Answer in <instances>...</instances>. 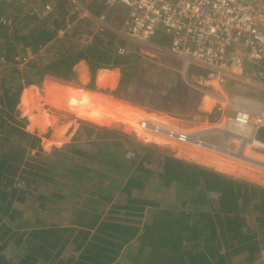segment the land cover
<instances>
[{
  "label": "trees",
  "instance_id": "1",
  "mask_svg": "<svg viewBox=\"0 0 264 264\" xmlns=\"http://www.w3.org/2000/svg\"><path fill=\"white\" fill-rule=\"evenodd\" d=\"M54 13L26 32L0 34V213L6 233L22 229L12 231V238L17 235V253L12 259L0 253V264H264V174H227L223 171L227 166L212 159L168 153L87 121H78L69 143L43 152L40 137L25 130V119H19L21 92L39 86L46 77L73 81L79 61L88 65L91 89L98 69L120 67L122 80L113 93L123 91L128 103L176 119L204 116L197 109L199 95L179 76L168 70L173 77L158 85L168 73L151 68L150 62L134 54L118 55L116 49L125 40L110 30L90 33L85 45L70 44L69 37L60 38L58 31L68 21L72 24L76 15L56 9ZM17 44L21 54L28 48L37 56L47 47L56 56L32 59L20 67L14 60ZM129 83L136 87L129 89ZM159 88L166 91L160 93ZM256 138L264 143V128ZM26 150H35L39 159L36 166L25 163L30 168L23 172L31 174L35 168L48 173L30 179L44 187L39 200L78 198L87 185L90 195L96 196L94 201L87 199L94 206L79 202L64 213L69 219L60 221L47 214L51 219H42L41 211L58 214L56 209L24 206L37 203L17 195L6 175L17 172ZM54 176L65 183L55 186ZM151 184L153 192H149ZM48 187L53 191H45ZM160 196L166 198L161 207L155 203ZM69 244L72 249L64 258L61 253Z\"/></svg>",
  "mask_w": 264,
  "mask_h": 264
},
{
  "label": "built area",
  "instance_id": "2",
  "mask_svg": "<svg viewBox=\"0 0 264 264\" xmlns=\"http://www.w3.org/2000/svg\"><path fill=\"white\" fill-rule=\"evenodd\" d=\"M23 1L0 0L8 7L13 3L23 5ZM102 2L107 10L117 6L126 9L117 29L125 45L118 46L116 53L134 54L140 60L169 69L199 95L198 111L204 112L206 118H215L203 130L186 131L165 127L151 117H138L134 119L138 129L165 138L167 146L180 144L204 154L239 159L241 156L253 161L242 154L247 146L264 148V143L256 138L264 128V0ZM70 4V13H83L75 3ZM43 10L50 11V6L43 5ZM0 23L7 25L8 21ZM127 44L139 51L126 47ZM30 53L26 48L15 60L23 64ZM161 59L167 60L168 65L162 64ZM137 111L151 114L138 108ZM209 133L220 136L219 147L203 141ZM228 142L237 145V153L224 147L219 151ZM253 164L262 166L256 161Z\"/></svg>",
  "mask_w": 264,
  "mask_h": 264
},
{
  "label": "rangeland",
  "instance_id": "3",
  "mask_svg": "<svg viewBox=\"0 0 264 264\" xmlns=\"http://www.w3.org/2000/svg\"><path fill=\"white\" fill-rule=\"evenodd\" d=\"M23 2H24L23 5L22 4L18 5L16 3H13L9 7L5 6V4H2L0 2V21L1 20L8 21L7 25L0 23V25H3L6 27V28L2 27L3 29L0 30V34H1V32L3 33L2 37H6V36L10 37L11 34L18 32V31L26 32L27 30H31L36 25H40L39 23L43 22L45 19H48V21H49L51 19L50 17L55 14L54 13L55 9L58 12L62 11V12L68 13V12H70V6H71L70 2H72V3H75L78 7H80V9H82L83 13H81L80 16H75V20L72 24H68V23H70V21L67 20V17H63V20L65 19L64 23H66V21H68V23H66V26L64 28L60 29L61 32L58 33V35L62 36L60 38L68 36L69 37L68 41H70V44H74V45L79 46V45H83V43H84V45H85L86 42L91 39L90 33L94 34L95 32H98V31L110 30L114 35L117 36V38H119L118 34H117V29L119 28V24L121 25V23L123 21V17L126 13V9L122 8V7H115L111 11L105 9L103 7L102 0H25ZM45 4H48L50 6V11L44 12L43 5H45ZM92 37H94V35ZM60 38H58V39H60ZM16 41H18V39H16ZM0 43H3L2 39L0 40ZM18 43H20V42L18 41ZM10 44L12 45V43H10ZM19 45H21V44L15 45L14 51H16V52L19 51V54H17V55L21 57L23 55V54H21L23 49H21V47ZM126 47L132 48V50L135 52L139 51L138 47H135L134 45H131V44H127ZM41 50H42V52L39 51L37 56H32L30 53L26 62L31 61L32 59L42 61V60L51 59L53 56L54 57L56 56L55 55L56 52H54L52 49L49 50L47 47H44ZM16 52L13 55H16ZM58 53H60V50L58 51ZM17 55L14 57V60L17 57ZM160 61L162 62V64L168 65L166 63L167 60L161 59ZM17 64H18V66L21 67L24 63L22 64V63L17 62ZM76 67H77V65L74 68H76ZM150 67L155 69V70L161 69L160 70L161 73L165 72V75L168 73L167 80L164 81V76H162L161 77L162 83H158V85H164L163 83L167 82L169 79H171L173 77L172 74L168 71L169 69H166L165 67H158V66H155L152 64H150ZM98 70H104V69H98ZM98 70L96 72H98ZM106 70H109V69H106ZM110 70H112L111 72H114V74L116 75L115 76L116 77L115 82H114V84H112V86L111 85H108L107 87L98 86L96 83V78H97L96 76L98 75L99 72L98 73L95 72L93 87L91 89L89 87L90 74H89V70H88V65L86 62H84V66H82V68L77 67V69L75 70V78L73 81L63 82V81L54 79L52 77H46V78H44V80L42 81V83L39 86L34 85V88L36 90L37 96L41 100H43V98H46L45 97L46 92L48 93V89L51 86H58L59 87V85L62 84V85L70 86L71 88H79V89H82V90L87 91L89 93H93V94H97L99 96L107 97V98H109L108 100L111 101L110 105L112 104V102L115 104L119 103L117 105H119L120 107H123L124 110H126V111H131L132 113H134V112L138 113V111H137V108H138V109H142V110L147 111V112H151V114L149 113L150 115L148 113H138L139 115H137V117L134 118L135 120L138 119V117L142 118L143 117L142 114H144L143 118H145V117L149 118L151 116V118L152 119L154 118L156 121H159V122L162 121L165 127L171 128L167 124L169 122H172V120L167 119V118H163L162 116L164 114L159 113V112H155V111H149L147 109H144V107L142 105H139V104L128 103L126 101V99H128L129 96L126 95L123 91H120L118 93V95H115L113 93V91H115V89L117 88L119 81L122 80V74L124 71L121 70L120 67L111 68ZM45 82H47V83H45ZM28 87H30V86H27L24 89H26ZM44 87H45V89H44ZM134 87H136V85L130 84V83L128 84L129 89H133ZM159 90H160L159 91L160 93L163 91H166V89H162V88H159ZM250 94L252 95V93H250ZM56 95L58 96L57 93H56ZM259 97H256V98H259ZM260 99H262V97H260ZM19 103H20V101H19ZM45 104L46 103H44L43 101L40 102L42 110H45L49 115L53 116V119H52L53 124H51L50 126H48L47 128H45L43 130H38L37 128L29 129L28 128L29 122H28L27 117L22 114L19 106H17V110L19 112V119L24 118L26 121L25 130H27L30 133H34L35 135L40 137L41 148H42L43 152H45V153H49L53 148H58L63 144L69 143L72 140L71 138L73 137L74 131L78 126V121H87V122H90V123L97 125L99 127H104L106 129L113 130L116 132V134H118V133L124 134V135L128 136L130 139H132L133 141L140 142L144 145L153 146V147L159 148L160 150L162 149L163 151H166L168 153L169 152H171V153L182 152V153H188V154L198 156V157H203V158L205 157L208 159H212V160L216 161L217 163H219L220 166H225V167L227 166L225 169H223L224 173H227V174H241V175H243V174L248 175L249 173L264 174V166H263L264 165V157H262V156H264V148L247 146L244 149L242 156H245L248 159H251L253 161H256V162L262 164V166H259V165L256 166V164H253V161H249V160L245 161V159H239L236 156H234V157L229 156L228 157V156H225L222 154L219 156H217L218 154L217 155L204 154L203 152L199 151L196 148H187V146H185V145L174 144V143H172L171 146H167V144H166L167 140L165 138L160 137V136L155 135V134H152V136H150L151 133H149L150 134L149 135V134H147V132L141 131L140 128L138 129V127L135 125L134 119H132L131 121L126 123L127 125H125V122H123V121H119V122L111 121V122H106L104 124L103 123H95L93 121H89L87 119H84V118L82 119L81 117L75 116V115L71 114L70 112H64V111L61 112V111L56 110L54 108L52 109L53 106L49 105L48 103H47L48 105L47 104L45 105ZM120 104H122V105H120ZM125 105H127L128 107H126ZM171 111L179 113V116L184 115V111H182V110H177V109L171 108ZM154 113H158L161 115H159L160 116L159 117L158 114H154ZM201 113H204V112H201ZM165 116L169 117L171 119H176V118H173V117L168 116V115H165ZM141 118H139V119H141ZM203 118L204 117H201V116H195L190 121L184 120V119H176V120L183 122L182 123V125H183V124H185V122H200L201 120H203ZM208 120L215 121V118L214 119L209 118ZM175 122H178V121H175ZM56 127H60V129L56 130ZM55 130L58 131L56 135L59 137V139H57L55 142V143H59L58 146H54L50 142H48V144L45 142L46 140L48 141V140L52 139V135H54ZM186 131H194V130H186ZM142 133L144 134V136ZM202 139L204 142L208 141L210 145H215L218 147L220 146V143H219L220 142V136L217 134L212 135L211 133H209L205 137H203ZM223 147L226 151H231L234 153L238 152V148H237V145L235 143L228 142L226 145H223ZM189 150L193 151V153H191ZM205 155H209V157H206ZM260 157H261V159H260ZM37 159H39V157L37 155H35V150H26V152L23 155V159L21 160V162L19 163V166L17 167V169H18L17 172L14 171V173H9L8 175H6L7 179H10L11 189L14 188V189L18 190V191H16L17 195L25 197L27 200L34 201L35 204L37 203V206L32 205V203L23 204L24 206L29 207L30 209H35V210H39V211L41 209H40V206H38V205H42L45 208L56 209V210H58V214H56L54 212L53 213L48 212V210L47 211L43 210L41 212L44 215V217L42 219L50 220L51 216L48 218V217H46V214H47V215L54 216V220H57V221H60V219L68 220L69 217H65L64 213H69L70 209L72 207L79 206V202L80 203L87 202V203L91 204L92 206H94L93 203H90L87 201L88 197H93L92 201H94V199L96 198V196L90 195V193L92 192V189L90 186H87V185H84L82 191L77 194L78 198H70L69 196H64V199L57 201L55 199L51 200V198L48 196L47 197L48 201L54 200L55 204H52L48 201L39 200L38 197L44 196V194H43V190H44L43 188L44 187L38 186V185L36 186L34 183H32V181H30V179H32V178L36 179V177H34V176H41L42 178H45V177H48V173H43L39 169H35V168L31 169V171H32L31 174L23 172V170H29V168H30V167L25 166V163L27 165L31 164V165L36 166V165H38V163L36 162ZM43 165L44 164L41 162L40 166L43 167ZM44 167H47V164H45ZM49 168H51V167H49ZM53 168H57L56 171L59 170L58 167H53ZM61 174H65V173H61ZM51 179L54 181L55 186L61 185V183H65L64 178H59V177L54 176ZM10 183H8V184H10ZM45 183H46L45 185H48V183H50V182L48 181ZM26 185H28V186H26ZM154 187H155V185L151 184V188H150L149 192H153ZM46 189L47 190H45V191H48V192L53 191V189L50 187H48ZM164 200H166V198L163 196H160V198L157 201H155V203L157 204V206L161 207L160 202H163ZM26 207L24 209H26ZM21 210H23V209H21ZM1 213H0V253H2L6 258L12 259L13 256H15V254L17 253V250L19 249V247H16L14 245L17 235H16V237L12 238V235H13L12 231H18L15 233H20L22 231V229L21 230L20 229L15 230L12 228V231L6 233V231H5L6 225H3L5 223L4 222L5 218L3 216H1ZM190 216L191 215H189L188 217L190 218ZM25 217H28V215H25ZM55 217H57V218H55ZM9 236L11 237V239H8ZM260 238H261V235H259V239ZM71 249H72V245L69 244L67 247L64 248L63 252L61 253V256L66 258V256L70 253Z\"/></svg>",
  "mask_w": 264,
  "mask_h": 264
},
{
  "label": "bare ground",
  "instance_id": "4",
  "mask_svg": "<svg viewBox=\"0 0 264 264\" xmlns=\"http://www.w3.org/2000/svg\"><path fill=\"white\" fill-rule=\"evenodd\" d=\"M109 70L104 69L103 71H99V73L96 72V73H98V75L96 76L97 77L96 83L98 86H100V87H107L108 85L112 86V77L115 79L116 75L114 74V72H111ZM47 82H45V83H47ZM44 89H45V87H44ZM56 93L58 94V96L56 95ZM45 97L46 98H43V100H41L37 96L34 86H30L21 92L20 103H19L20 105H18V106H19L22 114L24 116H26L28 119V122H29L28 128L29 129L37 128V129L43 130L47 126L53 124V120L48 115V113L45 110H42L41 105H40L41 101L45 102L46 104L48 103L49 105L53 106L52 109L54 108V109L59 110L61 112L62 111L70 112L71 114H73L75 116L81 117L82 119L83 118L87 119L89 121H93L95 123H103L104 124L106 122H111V121H114V122L124 121L125 125H127L126 123H128V121L131 120V115H133L135 113V112L132 113L131 111L124 110L123 107H120L119 105H117L119 103L115 104L112 102V104L110 105L111 101L108 100L109 98H107V97H103V96H99L97 94L89 93V92L84 91V90L79 89V88H71L70 86L62 85V84L59 85V87L58 86H51L48 89V93L46 92ZM120 105H122V104H120ZM125 106L128 107L127 105H125ZM136 115H139V114H136ZM142 115L144 117V114H142ZM134 116L135 115H133V117ZM160 122H162V121H160ZM162 124H163V122H162ZM56 134H57V131L55 132V135ZM147 134H149V133H147ZM143 136H144V134H143ZM150 136H152V134ZM52 141L53 140L51 139L48 141L46 140L45 142L48 144V142L52 143ZM53 143H55V141H53ZM219 151H223V146L220 147ZM239 157L241 159H243L241 156H239ZM262 157H264V156H262ZM260 159H261V157H260Z\"/></svg>",
  "mask_w": 264,
  "mask_h": 264
},
{
  "label": "crops",
  "instance_id": "5",
  "mask_svg": "<svg viewBox=\"0 0 264 264\" xmlns=\"http://www.w3.org/2000/svg\"><path fill=\"white\" fill-rule=\"evenodd\" d=\"M80 63V64H79ZM82 63V64H81ZM77 67H80L82 68V66H84V62L83 61H79L78 64H76ZM75 65V66H76ZM74 68V71L77 69ZM106 70V69H105ZM99 71H103V70H98ZM109 71H112V70H109ZM116 79V78H115ZM115 79L112 77V84H114L115 82ZM45 103V102H44ZM135 114V116L133 117V115ZM133 115H131V120L136 118L137 117V113H134ZM155 114H158V113H155ZM49 115V114H48ZM158 115H161V114H158ZM206 115V114H204ZM51 117V119H53V116L52 115H49ZM164 116V117H163ZM162 117L163 118H167V119H170L172 120V122H169L167 125H169L170 127H174V128H177L178 130H203L205 128H207L210 124L214 123V122H210V120H208V117L206 118L205 116H203V120H201L200 122H185V124L182 125L183 122H180L179 120H176V119H171L169 117H166L165 115H163ZM130 120V121H131ZM175 121H178V122H175ZM124 122V121H123ZM129 122V121H128ZM50 126V125H49ZM48 127V126H47ZM46 127V128H47ZM60 129V127H56V130ZM40 130V129H38ZM55 130V132H56ZM55 132H54V135H55ZM58 132V131H57ZM52 135V140L56 142L57 139H59V137L57 135ZM55 137V139H54ZM52 141V145L54 146H58L59 143H53ZM207 143H209L208 141H205ZM191 150V149H190ZM189 150V151H190ZM191 153H193V151H190ZM207 157H209V155H207Z\"/></svg>",
  "mask_w": 264,
  "mask_h": 264
}]
</instances>
